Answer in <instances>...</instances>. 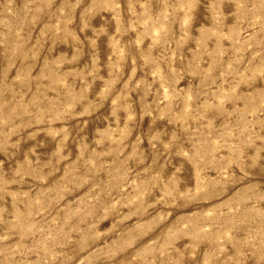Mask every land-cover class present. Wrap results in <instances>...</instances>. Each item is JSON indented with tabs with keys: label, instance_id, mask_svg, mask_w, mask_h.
I'll return each mask as SVG.
<instances>
[{
	"label": "rangeland",
	"instance_id": "obj_1",
	"mask_svg": "<svg viewBox=\"0 0 264 264\" xmlns=\"http://www.w3.org/2000/svg\"><path fill=\"white\" fill-rule=\"evenodd\" d=\"M0 264H264V0H0Z\"/></svg>",
	"mask_w": 264,
	"mask_h": 264
}]
</instances>
